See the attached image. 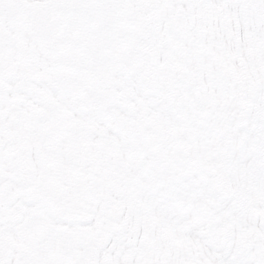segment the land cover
Returning <instances> with one entry per match:
<instances>
[{"label":"bare ground","instance_id":"1","mask_svg":"<svg viewBox=\"0 0 264 264\" xmlns=\"http://www.w3.org/2000/svg\"><path fill=\"white\" fill-rule=\"evenodd\" d=\"M154 2L0 0V238L17 237L20 228L23 230L21 221L25 211H32L34 207L42 209L44 205L67 210L85 208L87 204L97 206L96 212L89 210L94 213L77 211V216L62 213L57 219L72 221L78 226L91 224L95 219L96 229L88 232L97 240L95 246L99 250L95 254L76 251L71 239L66 237L65 241L56 242V251L51 256L26 258L14 254L23 264L25 261L45 264L48 259L52 264H95L94 261L106 264H264V196L247 205L243 215L220 221L213 208L219 209L222 205L213 199L203 179L205 173L210 172L219 188L230 196L232 190L224 182L227 176H235L239 185L243 182L253 185L257 176H264V126L242 130L244 135L237 142L238 148L231 152L230 145L224 144L235 140H229L226 132H222L226 133L223 139L207 137L209 129L220 135L222 128L214 116L215 107L205 100L215 95L214 82L224 81V67L226 75L236 80L239 89L246 84L247 91L258 93L260 88L264 93V0H228V17L212 2L191 0L173 4L164 43L173 51L170 70L175 73L173 69L177 67L182 71L176 75L175 83L168 86L167 96L178 97L181 90L188 94L190 103L187 105L179 97L172 103L171 111L160 105L140 110V102L163 103L158 97L147 100L138 94L135 95L137 105H134L119 91L120 88L129 91L128 83L140 85L143 69L140 57L153 46V39L159 33L156 21L148 23L137 50L127 53L124 73L110 72L118 81L115 89L106 86L112 81L81 75L49 61L34 32L48 27L41 19L43 15H48V19L63 17L77 30V22L88 23L89 18L94 19L99 14L112 16L115 10H122L131 3L147 5L153 12ZM32 5L40 6L30 14ZM27 14L31 15V27L25 23ZM220 19L223 20L219 21V26L225 25L222 31L225 34L214 32L216 20ZM62 25L55 23L48 28L55 31ZM7 27L9 35L4 31ZM224 36L225 42L236 51L216 54L215 47L222 43ZM233 62L236 66L231 64ZM162 71L160 68L153 75L159 82L163 80ZM257 80L261 81L260 86ZM84 81L93 92H98L102 106L113 119L125 117L128 109L138 111L131 120L135 133L147 131L146 122L171 127L174 134L171 158L180 164L186 160L183 151L190 153L188 176L168 178L152 158L153 149L160 148V141L155 140L143 148L139 146L143 143L138 141L134 151L143 158L142 175L146 184L141 185L135 177L120 184L116 167L117 138L110 135V156L101 133L88 127L86 116L74 112L78 101L82 97L87 99ZM116 104L122 105L123 110L113 117L112 107ZM197 112L203 117L197 116ZM123 170L128 172L124 166ZM192 176L198 177L197 182L190 180ZM156 182L166 183L163 197L168 202L177 199L189 206L192 199H197L201 216L212 225L211 235L201 222L191 227L190 215L185 209L155 206L153 199L157 197L153 183ZM120 188L144 218L136 224L129 223L134 229L132 246L129 242L124 254L116 246L113 249L119 224L125 222L118 213L121 202L117 200L120 198L117 189ZM26 190L31 191L29 198L23 195ZM123 205L128 208L130 204L125 201ZM71 216L73 218L69 219ZM42 224H45L43 219L36 225ZM37 226L29 233L36 231L37 235L47 237L48 233L38 230ZM56 227L59 229L53 228V231L71 236L66 228ZM154 227L159 232L153 230ZM164 228L169 231L164 233Z\"/></svg>","mask_w":264,"mask_h":264},{"label":"rangeland","instance_id":"2","mask_svg":"<svg viewBox=\"0 0 264 264\" xmlns=\"http://www.w3.org/2000/svg\"><path fill=\"white\" fill-rule=\"evenodd\" d=\"M153 2V0H151ZM191 0H155V11L148 12L149 6H141L136 5L135 3H131L122 8V10L118 9L115 10L114 14L106 15V14H99L96 17L89 18L88 23H81L77 22V30L79 32L83 31H93V32H100L102 28L111 27H118L120 23L126 21L128 25L132 28L134 25L138 26L137 22L134 20V13L136 10H145L146 14L144 17L143 24L138 28V32L136 35V40L132 44V48L129 49L130 52H135L136 48L139 46L141 41V32L144 26L148 25V23L152 20L156 21V24L160 27L159 33L153 39V46L149 47L144 54L140 57L141 64H142V71L140 73L141 83L138 86H134L132 84H127L129 87V91L126 88H120V94L124 98H128V100L137 105V100L135 99V95H142L147 100L151 97H158L160 99L161 104H143L140 102L139 108L140 110L148 107L147 109L157 107L158 105L162 106L167 110H172L173 106L172 103H176V100L181 97V99L185 100L187 105L190 103V97L188 94H184L181 90L180 93L178 92V97H168L167 95V88L168 86L175 83L176 75L181 73V69L175 67L173 70L175 73L170 70L172 69V64H170V57L173 55V51L171 46L164 43L165 37L164 32L168 29L169 19H171V8L173 4H184ZM204 2H212L217 4L221 7L222 11L224 12V16L228 17L227 13V1L228 0H203ZM218 18V17H217ZM222 18V17H220ZM223 19L216 20V27L214 32L216 34L224 33L222 32L225 29V25L219 26V21L221 22ZM25 21L31 27V15L27 14L25 16ZM45 23L48 27H53L55 23H60L63 25L60 26L58 29H54L55 32L63 31L70 29L72 26L63 17H56L55 19H46ZM113 23V24H112ZM27 24V25H28ZM121 25V24H120ZM34 29V28H30ZM50 29V28H48ZM247 29L250 30V27L247 26ZM53 30V29H51ZM57 30V31H56ZM7 35V34H6ZM36 37L38 41H41L40 34L36 32ZM51 35V34H50ZM225 36L222 43L215 47L216 54H229L235 52L236 49L231 45L228 41L225 42ZM43 45V42H41ZM235 46V45H234ZM43 48V46H42ZM46 48V47H45ZM46 53V57L50 59L51 62H56L52 60L48 55L50 54L47 49H42ZM255 52V50L252 49ZM172 52V53H171ZM169 54V55H168ZM240 58H245V56L240 55ZM231 62V61H230ZM262 63V61H260ZM170 64V66H169ZM233 66H236V63H231ZM160 68L163 69V80L159 82L153 76ZM247 68V66H246ZM226 68L224 67V81H216L214 82L215 85V95L210 98H205L206 102L212 104L214 108V116L217 119V122L220 124L221 134L216 135L218 131H214L209 129L207 131V137L212 136L214 139H219L222 137L226 138V133L230 139H234V143H226L224 145H230L232 151L237 150L238 144L237 142L241 141L242 136L244 133L242 130L249 129L248 127L252 126H264V93L259 88L258 93L249 92L245 89L247 85L242 89L238 88L236 80L234 78H230L229 75H226ZM123 71V70H122ZM175 80V81H174ZM253 80V79H252ZM251 84V82H248ZM264 83V79H263ZM118 81H113L112 84L107 85L112 88H116ZM256 84L260 86L261 81H256ZM84 85L86 87V97L87 99H80L76 105L77 111L75 113L80 112L81 115L86 116L88 127L91 129H95L101 133V139L104 140V147L107 151H109L111 156V148L112 145L110 143V135L114 134L117 138L116 144V167L118 171V181L120 184L126 183L130 177H135L138 179L141 185L146 184V179L143 178V171H142V164L143 158L140 157L138 154L135 153L134 147L137 145V142H142L143 146L139 144L140 147H146L147 145L150 146L152 142L155 140L160 141V148L153 149V159L159 164L162 169L167 174L168 178L173 177L174 175L180 176H188V160L190 157L189 152L183 151V156L186 159L184 162L177 164L170 155L172 144L174 142V134L171 127L167 125H155L151 122H146L145 128L147 131L143 132L142 134L135 133L131 120L137 114L135 110L128 109L126 111V116L120 119H113L111 117V113L107 111L102 106L101 99L98 98L97 93L93 92L90 87H88L89 83L84 81ZM255 85V83H254ZM90 86V85H89ZM252 86V84H251ZM197 93V90H195ZM142 107V108H141ZM112 108L116 109V111H122L123 106L120 104L114 105ZM177 116L179 115L177 112H174ZM199 117H203L198 112L196 114ZM202 119V118H201ZM204 131V132H205ZM215 132V133H214ZM222 132H226L222 134ZM216 135V136H215ZM259 135V133H258ZM257 138L256 135L252 134ZM253 137V138H254ZM147 146V147H149ZM152 147V146H151ZM227 152L228 148H227ZM123 166L127 169L128 172L125 173L123 170ZM107 173V170H105ZM122 174V175H121ZM191 176H189L190 178ZM198 179L197 176L190 179L191 181H195ZM206 188L209 190L208 192L211 193L213 199L215 201L221 203V208L216 209L213 208V212L220 221L226 218L237 217L239 215H243L244 208L247 205L256 203L258 197L264 196V176H257L256 181H254L253 185H248L244 183L239 185L236 183L235 176H227L225 184L228 186L230 190H232L231 195L225 194L215 182V179L211 175L210 172H206L205 176L203 177ZM31 183V182H30ZM194 183V182H193ZM164 185L166 183L156 182L153 183V188L156 192V197L153 199L155 206L159 209H163L167 207H172L174 210H181V208L185 209L189 213V220L192 222L190 223L191 227L201 222L203 225L205 224L208 229L209 235H211L212 225L209 223L208 220L204 219L201 209V204L198 203L197 199L193 200L189 206L186 203H181L179 200H173L172 202L166 201L164 196ZM118 194L117 196L120 197L119 200L121 203L118 205V213L121 219H125V222H120L118 235L115 237V246L118 248L121 254L127 253L129 247V242L131 245L132 235L131 233L134 231L132 227H130L129 223L136 224L135 222L139 220H143V216L141 210L133 204V202L126 196V193L120 188L117 189ZM164 193V194H163ZM23 195L27 198L31 196V191L26 190L23 192ZM128 202L130 205L127 208H124L123 203ZM95 206V205H94ZM179 206V208H177ZM97 206H95L96 208ZM93 206L87 204L85 208H77L71 207L67 210L63 209H54L51 206H44L42 205V209H37L34 207L32 211H25L23 215V220L21 221L22 229L18 231L17 237H6L0 238V264H8L10 260L12 264H23L19 260H17V256L15 257L14 254H22L26 258L31 256H44V255H53L56 251V242L58 240L65 241L66 237L71 239L72 245L74 249L78 252H85L90 253L92 252L95 254L99 248L96 244L97 240L93 239L89 234L90 229H96L97 225L95 224V219L92 220L91 224H84L82 226L75 225L72 221H63L59 222L57 219L62 213H73L74 216L77 211H82L85 213L88 212H96ZM93 210V211H89ZM93 212V213H94ZM99 212V211H98ZM88 215V214H87ZM132 216V217H131ZM39 218V220H38ZM73 218L72 216L69 218ZM79 217H76L78 219ZM43 219L45 224L36 225ZM128 219V220H127ZM89 221V219H88ZM144 221V220H143ZM61 225V227L66 228L69 230L70 237L64 236L65 234L53 231V228L59 229L56 226ZM89 225V226H87ZM37 226L38 230H44L48 233L47 237L45 235H37L36 231L29 233L32 231L33 227ZM63 228H61L62 230ZM150 229V228H147ZM158 229V228H157ZM165 229V230H164ZM162 229L165 231H169V228ZM153 230H156L154 227ZM159 232V229L156 230ZM171 233H174L171 231ZM50 234V235H49ZM135 244V243H134ZM132 246V245H131ZM162 247V245H161ZM157 250V249H156ZM159 250V249H158ZM106 250H104L105 252ZM96 257V256H95ZM94 257V258H95ZM15 258V259H14ZM43 258V257H42ZM93 258V260H94ZM23 260H26L23 258ZM95 264H106L99 261H94ZM52 264V261L49 259L46 261L45 264ZM24 264H27L26 261ZM31 264V263H29ZM32 264H42L37 263L34 261Z\"/></svg>","mask_w":264,"mask_h":264},{"label":"flooded vegetation","instance_id":"3","mask_svg":"<svg viewBox=\"0 0 264 264\" xmlns=\"http://www.w3.org/2000/svg\"><path fill=\"white\" fill-rule=\"evenodd\" d=\"M145 10H136L132 28L126 21L118 27L102 28L100 32L63 30L43 33L40 38L49 51V57L63 68L81 75L103 78L111 70H120L124 58L136 40L138 28L143 24ZM113 24V23H112Z\"/></svg>","mask_w":264,"mask_h":264}]
</instances>
